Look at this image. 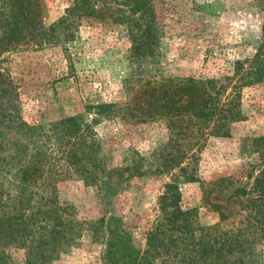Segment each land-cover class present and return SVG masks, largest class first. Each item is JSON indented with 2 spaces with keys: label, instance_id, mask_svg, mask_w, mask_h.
<instances>
[{
  "label": "rangeland",
  "instance_id": "1",
  "mask_svg": "<svg viewBox=\"0 0 264 264\" xmlns=\"http://www.w3.org/2000/svg\"><path fill=\"white\" fill-rule=\"evenodd\" d=\"M73 1L41 0L43 24L57 22ZM90 2L98 17L73 27L69 41L23 44L0 56V71L16 87L28 125L48 132L73 117L92 126L108 169L139 164L140 170L155 172L169 153L166 123L145 119L142 109L128 112L124 105L166 79L231 76L236 61L256 52L264 23L260 0H151L146 13L135 14L126 0ZM241 109L243 118L232 124L228 137H210L199 150L193 165L197 181L178 179L182 209L192 210L202 226L218 222L203 202L202 184L215 190L207 199L212 204L246 203L250 198L239 196V190L250 189L264 168V141L258 146L251 141L264 137V83L242 89ZM14 173L3 180L5 186L15 184ZM167 182L169 177L156 172L131 177L107 205L96 188L74 176L58 182L56 192L74 221L114 215L139 247ZM103 252L100 243L78 238L52 264H100ZM8 254L14 263L24 259L22 250Z\"/></svg>",
  "mask_w": 264,
  "mask_h": 264
},
{
  "label": "trees",
  "instance_id": "2",
  "mask_svg": "<svg viewBox=\"0 0 264 264\" xmlns=\"http://www.w3.org/2000/svg\"><path fill=\"white\" fill-rule=\"evenodd\" d=\"M40 1L0 0V56L23 44L64 43L82 20L98 17L90 0H74L63 17L45 26ZM126 1L134 7L132 14L146 13L151 2ZM260 6L264 12V0ZM262 83L264 23L255 54L236 61L231 76L166 79L146 86L138 101L133 102L134 94L124 105L128 112L142 109L145 119H162L169 132V153L155 171L169 182L158 196L143 245L136 247L114 215L105 213L97 222L74 221L70 208L59 202L56 185L77 177L96 188L107 205L131 177L155 172L140 170L139 164L108 169L92 126L73 117L48 132L28 125L16 87L0 71V264H52L78 238L104 247L100 264H264V168L250 189L239 190V196L250 198L246 203L212 204L207 199L215 190L202 184L203 202L218 215L211 226L200 225L192 210L182 209L178 188L181 177L197 181L193 165L208 138L228 137L232 124L242 120V89ZM251 141L258 146L264 137ZM12 170L16 182L5 186ZM10 250H22L23 261L14 263Z\"/></svg>",
  "mask_w": 264,
  "mask_h": 264
}]
</instances>
